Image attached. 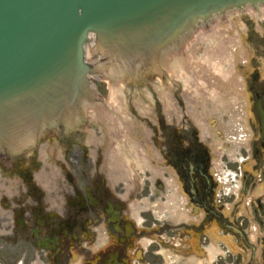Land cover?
<instances>
[{
	"label": "rangeland",
	"instance_id": "obj_1",
	"mask_svg": "<svg viewBox=\"0 0 264 264\" xmlns=\"http://www.w3.org/2000/svg\"><path fill=\"white\" fill-rule=\"evenodd\" d=\"M244 19L249 22L246 28H241L240 25L235 24L238 25L235 30L233 29L234 26H232V23L225 19L223 23H217L216 21L214 23L215 28L209 25L204 30H198L200 35L196 33L191 39L189 38L190 40L188 39L181 49H179V53L175 55L180 59V64L170 63L167 66L164 65L163 78L154 74L147 81L142 82L141 85L136 87L131 84V80H140V76L137 74V76L125 78L120 83V94L126 110V116L136 122V126H131L132 132L129 136L133 138L137 148L140 149L138 152L146 156L147 161L142 160L143 158H138L137 151L132 148V150L130 149L131 151L127 152L126 165L114 177L110 176L107 169L101 167L103 154L98 146L103 142V134L100 130L103 122L99 121L98 117H103V121L105 123L107 122L106 116L110 115V113L107 111L106 106L108 107L113 99L110 83L101 76H94L92 81L95 90L100 95V102L97 104L99 111L98 113L86 112V122L83 127L79 128L75 144H68L66 146V143L59 138L57 131L48 130L46 134L44 132L42 133L41 138L46 135L52 137L51 141L40 142L34 153L29 151L11 160H5V158L0 157V243L7 237L6 232L13 225L8 212L14 206L22 203H25L27 208L35 204L43 205L48 212L59 217L61 215L60 213L66 208L69 199L76 196L78 191H83L85 187L93 188L95 185L104 184L110 190L115 191L116 195L125 201V209L131 208L132 212L142 211V216L147 219L146 223H144L146 234L148 238H154L156 242L150 245L149 249L150 251L158 250V244L163 246L164 242L158 241V232H153L152 228L157 227L158 219H160L161 215L157 205L164 207L163 203L165 199L161 196L164 193V181L170 177L169 172L171 171V167L169 165L170 163L166 161L162 165L163 161L157 160L150 151V148L154 145L158 149L159 154L160 149L163 150V144L159 142V139L162 128L161 123L164 121L174 122L180 125L179 130L182 132L181 138L190 140L195 136L201 143L207 146L211 164L209 165V170L216 174L214 200L217 201L221 198L220 189H225V183H231L233 187L235 186L240 179L242 171L249 176H253L250 186L246 188L242 196H232L228 199L221 198V201H225V204L220 206L219 209L221 212H224L225 209L232 207L236 203L235 201L238 202L239 200L240 203L235 205L234 214L239 212L238 214L241 215H235V224H237V220L240 222L242 218H245L242 227L251 236L254 233L252 229L253 225L251 223L248 226V223L254 218L255 221L263 223L261 229V232H263L264 210L260 211V213L254 212V214H251V211H248L243 205L247 200H252L257 207H264V200L260 201L256 198L264 186V161H261L260 164H254L253 161L247 158L244 149L242 150L244 156L240 160H234V154L230 155L231 159H228L224 155V151L229 148V144L225 142V137L219 130L215 132L217 135L215 148L219 151V154L216 155L213 153L209 144L210 141L205 137L206 130L209 129L204 127H212L214 130L215 127H218V122L214 118H206V116H204V120L201 119L203 113L207 115L208 111L213 110V107L209 98H201L200 94H193L198 89L200 90L201 84L197 79L191 77V73L195 72L198 66L214 71L208 68V59L210 60V56L205 54V51L208 53L207 48H209L206 46L212 41H219L223 36H227L220 41H229L230 45L226 50L228 53V61L232 60L233 55L235 62L239 61L241 63V40L245 51L247 50L249 54L247 64L240 67L238 73L235 74L237 82L241 83V74L247 76L252 69H255L258 76L264 80V39L260 37L264 34V18L258 19L254 17L253 19L250 16H246ZM237 21L240 20L236 19ZM232 30L236 32L234 35H232ZM229 65H231L230 62ZM177 66H179V70L176 71L175 68ZM214 73L217 72L215 71ZM232 84L236 87L234 82ZM221 90L223 91V89ZM185 93L192 94L190 98L194 99L195 96L197 98L192 103H186L185 100L188 99L185 98ZM166 96L171 99L173 105L168 112L166 108L168 106L164 101ZM213 111L217 112L218 110ZM247 113L245 114L244 123L237 127L236 130H233L228 136L237 137L238 133L240 134V128H242L243 137L246 138L247 130L249 131L250 125H253L251 123H255L257 120V114ZM235 116L237 117V115ZM93 134L98 138L96 144L92 138ZM256 137L257 135L255 134L253 139ZM256 141L258 142V140ZM239 146L241 147V141L240 144L234 143L230 148H234L233 152H235V148ZM43 147H47V153L42 154ZM161 157H164V154ZM240 163H245L244 167L246 171L242 167L240 168ZM48 167L55 168L61 185L59 187L61 190L58 194L54 193V196L53 193L48 191L49 188L45 187L38 179V175L42 170L45 168L48 171ZM164 169L167 173H164ZM233 175L237 177V182H234L235 178L229 179L226 182V179L233 178ZM160 178L162 180L164 178L163 182ZM248 181L247 185H249ZM156 202L160 203L157 204ZM167 207L168 210L172 207L170 213H175L179 209L178 205H173V199L171 200V206L168 204ZM68 209L70 212L77 210L75 208ZM208 222L205 221L201 225V228ZM184 232L186 231L184 230ZM200 234L203 233L200 232L198 238ZM179 236L188 238L184 233H181V235L178 233L176 236H173L172 233L167 234L165 238L167 240L165 243L167 252L174 250L168 241L173 237ZM203 241L205 240L203 239ZM202 244L204 248L207 246L205 242H202ZM30 253L34 254L32 251ZM162 255L160 253L158 256H153L150 253L151 259L155 261V264H161ZM1 258L2 253L0 251ZM170 259L172 258L165 254L163 264L173 262ZM27 261L29 260L26 258L25 262ZM214 261V264H245L247 261L248 264H264V252L259 256L251 253L248 248L243 255L235 254L225 256L223 259L214 258Z\"/></svg>",
	"mask_w": 264,
	"mask_h": 264
},
{
	"label": "water",
	"instance_id": "obj_2",
	"mask_svg": "<svg viewBox=\"0 0 264 264\" xmlns=\"http://www.w3.org/2000/svg\"><path fill=\"white\" fill-rule=\"evenodd\" d=\"M258 3L264 0H0V148L90 98L94 68L83 53L89 34L102 58L147 69L195 23ZM57 134L67 146L78 131ZM51 139L44 135L39 143Z\"/></svg>",
	"mask_w": 264,
	"mask_h": 264
},
{
	"label": "flooded vegetation",
	"instance_id": "obj_3",
	"mask_svg": "<svg viewBox=\"0 0 264 264\" xmlns=\"http://www.w3.org/2000/svg\"><path fill=\"white\" fill-rule=\"evenodd\" d=\"M166 161L174 167L190 201L204 209L206 219L214 217V182L208 173V155L203 149L188 144L169 152ZM86 188L85 196H79L77 211H64L58 218L42 206L27 212L16 209L18 225L1 247L4 253L1 264H17L22 248L25 251L21 264H24L29 246L41 251L42 264L73 261L76 264H144L146 252L139 250L138 242L143 230L133 224L122 202L104 184ZM21 215L26 218L21 219ZM164 223L162 231L166 230ZM219 224L226 227L222 222ZM30 255L32 260L33 254Z\"/></svg>",
	"mask_w": 264,
	"mask_h": 264
},
{
	"label": "bare ground",
	"instance_id": "obj_4",
	"mask_svg": "<svg viewBox=\"0 0 264 264\" xmlns=\"http://www.w3.org/2000/svg\"><path fill=\"white\" fill-rule=\"evenodd\" d=\"M263 13H264V8H261L259 12L260 18H263L261 16V14ZM219 52H221V50ZM219 52L217 54V57L220 58L221 60L223 59V56L227 53H224L222 51L220 55ZM173 59L175 60H173L174 62L172 63L180 64V61L177 59L175 55H173ZM175 70L176 71L179 70V66H177ZM210 74L212 73H210L204 67L200 68V70L197 72V76L199 77H195V78L200 79L201 78L200 76H202L204 79V82H203L204 88L199 90L197 94L199 93L202 94L203 98L208 97L210 99V103L212 104L213 110H220V111L223 110L222 114L225 112V114L231 115L230 113L233 111V108L231 106L232 105L235 106L241 103V94H237L236 96H234V98L223 101L220 98L221 97L220 88L223 89V92H225V97H228V95L230 96L231 94H229L230 93L229 90H226V89L228 88V84L232 82L234 77H207V75H210ZM125 75H126L125 71L118 70V72L111 71L108 77H106L112 88V98L113 99L111 103L108 105L109 108L106 106L107 111H109L110 115L106 116V120H107L106 123L103 121L102 119L103 117H98V120L103 122L102 126L100 127V130L103 134V139H102L103 142L101 143L102 146L100 147L104 155V158H103L104 164L102 165V167L108 170V173H110L111 177H114L115 174L119 173V171L124 168L127 162L126 161L127 152L131 151L132 148L133 150L135 149L137 151L138 158H143L142 160L147 161L146 156H143L140 152H138L140 151V149L137 148V145L133 141V138H130L129 136V134L132 132L131 126H136V122L130 120L129 117L126 116V110L124 108V105L122 102V96L120 94L121 92L120 83L122 82V79L124 78L122 76H125ZM212 80L215 81V83L217 84L216 89L218 91L211 89L213 85ZM201 91H205V93L203 94L201 93ZM212 95L214 96V98L211 97ZM185 98L188 99L186 100L187 103H191L195 100V99H192L189 101L188 97H185ZM164 101L166 105L168 106L166 107L167 112H168L169 109L173 106L171 103V99L169 97H165ZM88 107L89 108L87 109V111H91V113L92 112L98 113L99 111V107L97 106H92V107L88 106ZM213 110L208 111L207 117L209 116L215 117V116L222 115V114L213 115L214 114ZM240 122H241V119H239L238 121L231 119V122L226 121L225 123L219 124L218 130L228 133L231 131V128H233L234 125H236V127L237 125H240ZM208 129H209L207 132L208 138L210 139V141L215 143L216 142L215 141L216 139L215 131L216 130H213V128H209V127ZM92 138L94 139V142L96 144L98 142V138H96L94 134L92 135ZM150 151L152 152L153 156L156 158V156L158 155V152L156 151V149L150 148ZM47 152H48L47 147H43L42 154L47 153ZM38 179L45 187L49 188L50 192H53V193H55V191H57V188L60 186L57 171L53 167H48V171L44 168L42 172L38 175Z\"/></svg>",
	"mask_w": 264,
	"mask_h": 264
}]
</instances>
